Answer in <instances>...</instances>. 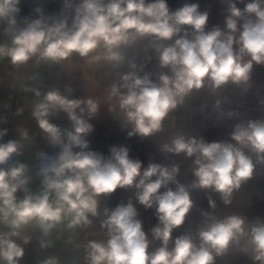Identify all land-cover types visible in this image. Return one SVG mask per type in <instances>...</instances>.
<instances>
[{"label": "clouds", "instance_id": "1", "mask_svg": "<svg viewBox=\"0 0 264 264\" xmlns=\"http://www.w3.org/2000/svg\"><path fill=\"white\" fill-rule=\"evenodd\" d=\"M222 3L225 27L206 31L209 14L196 3L170 11L166 0H65V8L74 12L71 25L66 16L49 22L41 15L18 26L20 0H0V24L5 25L0 60L7 58L15 68L30 61L39 67L60 64L75 53L117 69L125 63V48L148 40L166 71L153 80L151 73L139 75L130 62L132 71L109 85L106 101L109 111L130 127L129 137H151L163 132L169 113L193 92L207 86L216 93L230 83L246 90L254 64L264 65V0H249L243 9L237 3L244 0ZM27 90L35 96L32 118L59 152L38 154L41 191L34 194L28 188L29 166L17 159L31 139L29 132L17 129L18 139L0 142V264H19L31 240L28 229L47 238L61 227L74 232L92 226L93 218L101 215V197L118 188L134 189L139 205L155 207L158 224L149 230V239L131 200L111 210L105 207L100 221L105 239L83 246L86 264H215L216 257L232 249L250 256L254 264H264V219L249 221L239 214L217 218L203 212L195 234L172 239L194 206L192 190H212L229 206L233 192L253 176L257 164H264V119L236 124L224 141L206 142L182 133L163 143V153L192 159L195 179L184 184L177 179V164L150 162L143 168L126 146L111 147L108 156L89 150V120L99 113L100 100L69 98L71 87L63 93L58 88ZM61 112L70 120V129L50 122ZM7 134L0 129V141ZM209 205L215 209L216 202L209 199ZM155 242L159 244L152 248ZM51 246L50 240L40 241L42 249ZM41 264L60 260L48 256Z\"/></svg>", "mask_w": 264, "mask_h": 264}, {"label": "crops", "instance_id": "2", "mask_svg": "<svg viewBox=\"0 0 264 264\" xmlns=\"http://www.w3.org/2000/svg\"><path fill=\"white\" fill-rule=\"evenodd\" d=\"M247 2L249 0L237 3V7L243 9ZM166 3L170 11L177 10L185 3H196L201 12L207 11L209 14L206 31L215 26L222 29L225 27L227 10L222 0H166ZM1 26L2 24H0V42L5 39ZM148 43V40L139 41L125 48V63L117 69H111L103 63H90L86 58L74 53L60 64H41L38 67L30 61L15 77L7 58L0 60V129L8 130V134L0 142H4L8 136L18 139L17 129L23 128L29 132L31 139L25 142L23 154L17 159L29 166L31 179L28 188L32 193L41 191L38 154L43 146L50 144L32 118L31 110L35 96L33 92L27 90L29 88L41 91L58 88L63 93L67 87H71L73 91L69 98L90 96L100 100L99 113L89 120V123L93 125L92 132L87 136L89 150L108 156L111 147L126 146L129 149L130 158L140 160L143 168H146L150 162L165 166L177 164L180 168L177 179L184 184H191L195 179L191 172L192 159L185 158L183 154L163 153L161 145L173 136L182 133L187 137L202 138L206 142L228 140L230 134L225 130V124L231 117L228 114L237 109L240 99L245 94L264 97V65L254 64L246 90L245 87L230 83L218 92L212 93L211 89L206 86L199 92H193L186 98L183 105L169 113L164 121L163 132L147 138L129 137L130 127L123 123L118 114L109 111L107 107V89L114 80L119 79L120 75L132 71L128 66L130 62L137 65L135 71L139 75L151 73L153 80L161 71H166L160 69L158 57L154 49L147 46ZM13 81L16 83L14 91L11 90ZM10 100L16 109L14 113L9 112L8 102ZM218 100L220 101L219 107H217ZM18 109H23L19 115L17 114ZM50 122L61 129L71 127L70 120L62 112L50 117ZM55 148L58 153L59 148ZM17 195L23 197L22 192ZM191 198L194 206L186 216L185 223L173 230V240L186 232L195 234L197 227L203 222V212H210L217 218L239 214L246 216L249 221L264 219V176L253 172V176L243 182L238 191L233 192L232 203L229 206H225L219 194L212 190H192ZM209 199L216 202L215 209L210 208ZM129 200L137 208L138 218L142 221L143 229L151 239L149 230L158 224L155 207L145 209L139 205L135 200L134 189L118 188L114 193L101 197V215L93 218V225L86 229H77L72 232L61 227L54 230L47 238H44L38 230L28 229L27 234L31 236V240L28 245L24 246V256L19 264H41L48 256L58 257L60 264H86L83 246L89 240L105 239L104 231L100 228V221L104 218L103 209L105 207L109 210L114 209L118 204H126ZM43 239L50 240L52 246L42 249L40 241ZM158 244L159 242H155L151 247L155 248ZM215 264H254V261L247 254L232 249L228 254L216 257Z\"/></svg>", "mask_w": 264, "mask_h": 264}, {"label": "built area", "instance_id": "3", "mask_svg": "<svg viewBox=\"0 0 264 264\" xmlns=\"http://www.w3.org/2000/svg\"><path fill=\"white\" fill-rule=\"evenodd\" d=\"M73 4L79 3L80 0H71ZM20 12L17 15L18 26H23L25 19H35L43 15L46 18H49V22L52 19L68 17V23L71 25L72 17L74 12L72 9L65 8V0H20L18 5ZM39 8L41 12H37L36 9ZM4 24L2 26L1 32L3 33ZM4 34V33H3ZM23 67V66H22ZM15 68L11 65L12 73L16 77L19 71L22 69ZM16 88V83L13 81L11 84V90L14 91ZM264 97H244L238 102L237 109L233 112L230 119L225 125L226 130L229 134L234 129L236 124L241 123L242 121L246 122L248 120H258L264 119ZM9 112L14 113L16 109L13 107L12 100L8 102ZM10 139H16L13 137H6L4 142H7ZM41 152L48 155H55L57 150L54 146L45 145L41 149ZM40 152V153H41ZM254 171L259 176H264V164H257Z\"/></svg>", "mask_w": 264, "mask_h": 264}, {"label": "rangeland", "instance_id": "4", "mask_svg": "<svg viewBox=\"0 0 264 264\" xmlns=\"http://www.w3.org/2000/svg\"><path fill=\"white\" fill-rule=\"evenodd\" d=\"M2 26H3V24H2ZM2 26H1V30H2ZM251 96H255V95L245 94V96H243L242 98H244V97H251ZM242 98H241V99H242ZM241 99H240V100H241ZM229 119H230V118H229ZM227 122H228V121H227ZM227 122H226V123H227ZM225 125H226V124H225ZM225 130H226V128H225ZM226 131H227V130H226ZM227 132H228V131H227ZM254 172H255V171H254ZM255 173H256V172H255ZM256 174H257V173H256ZM257 175H258V174H257Z\"/></svg>", "mask_w": 264, "mask_h": 264}]
</instances>
